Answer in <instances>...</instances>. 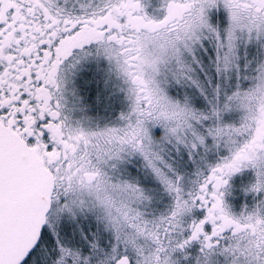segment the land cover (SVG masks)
Returning <instances> with one entry per match:
<instances>
[{
	"label": "snow or ice",
	"instance_id": "snow-or-ice-1",
	"mask_svg": "<svg viewBox=\"0 0 264 264\" xmlns=\"http://www.w3.org/2000/svg\"><path fill=\"white\" fill-rule=\"evenodd\" d=\"M0 264H264V0H0Z\"/></svg>",
	"mask_w": 264,
	"mask_h": 264
}]
</instances>
